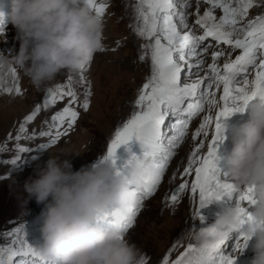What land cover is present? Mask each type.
<instances>
[{"label": "snow or ice", "instance_id": "snow-or-ice-1", "mask_svg": "<svg viewBox=\"0 0 264 264\" xmlns=\"http://www.w3.org/2000/svg\"><path fill=\"white\" fill-rule=\"evenodd\" d=\"M84 2L96 16L104 14L105 4L97 0ZM260 2L264 3V0ZM202 3L209 7L189 27L187 10L192 6L191 0H137L135 10L137 20L141 23L135 31L140 38L150 41L146 47L150 49L151 74L138 92L130 118L116 129L105 154V158L112 162L114 174L129 184L137 203L135 206H126L123 211L109 207L103 213L101 223L121 234L132 228L140 203L150 197L161 182L173 149L186 133L188 121L204 112L207 105L209 114L203 117L193 135L194 140L196 137L203 139L198 141V146L188 157L187 166L181 174L183 182L173 191L170 203L175 205L180 194L190 190L193 199L198 200L193 219L198 218L203 222L200 209L213 200L219 201L223 197L231 199L234 192L238 193L235 202L240 206L239 227L235 232L236 241L230 255L222 253L225 241H219L215 244H189L179 256L171 260V253L177 246L173 245L158 264H235L236 257L248 246L246 229L255 224L250 212L256 203L253 189H237L232 183L219 182L215 173L217 147L224 140L223 121L234 113L246 112L254 102L264 104V15L245 20L256 0H196L197 12ZM216 11L222 14L217 17ZM174 18H178V23L174 22ZM196 25L203 30L202 34H196ZM0 32L4 33L2 18ZM208 38L220 47L212 48V63L207 65L205 76L183 82L184 68H187V75L191 76L193 68L199 71L205 65L206 60L201 53L208 51L204 45ZM224 45L228 47L224 48ZM221 57H224L222 64L218 63ZM140 59L143 61L145 56L141 54ZM9 73L13 78L16 77L15 69ZM80 78L83 80V73ZM71 80L69 76L67 84L55 90L50 89L45 95V106L54 105L65 97L68 100L63 110L51 117L49 128L39 131L40 137L50 138L49 143L40 146L41 150L55 145L68 134L65 128L72 129L77 121L78 113L73 105L80 102L71 87ZM202 85L205 87L202 88ZM5 90L12 92L11 88ZM217 90L222 92L218 97ZM15 94H21L18 86ZM89 95L86 91L80 105L84 111L89 108ZM40 110L37 107L25 117L19 133L26 131L25 125L32 122ZM169 117L175 118V125L165 131L163 125ZM19 133L16 140L21 139ZM35 135L33 132L32 137ZM205 142L207 151L201 155ZM133 143L138 145L139 154L132 152L130 146ZM122 146L128 158L118 165L117 150ZM18 151L24 153L29 150L21 147ZM21 159L17 156L9 163L18 167ZM133 162L140 167L135 183L131 182L129 174V166ZM189 177L192 179L189 180ZM201 231L205 235H212L206 228ZM9 235L15 238L11 246L0 247V264H45L38 256L36 247L27 241L24 224ZM144 264H147L145 259Z\"/></svg>", "mask_w": 264, "mask_h": 264}, {"label": "rangeland", "instance_id": "rangeland-1", "mask_svg": "<svg viewBox=\"0 0 264 264\" xmlns=\"http://www.w3.org/2000/svg\"><path fill=\"white\" fill-rule=\"evenodd\" d=\"M97 2L106 5L105 12L100 17L104 25V50L98 52L84 69L75 73L61 72L46 86L49 90H55L58 86L67 84L69 76L72 77L71 87L77 93L80 103L73 105L78 118L72 129L65 128L68 132L66 136L61 137L55 145L41 150L40 146L49 143L50 138L40 137L39 131L49 128L51 116L63 110L67 104V97L58 100L54 105L45 106L43 98L45 90H35L27 77L20 72H16V77L12 80L9 74V78L2 79L3 83L0 84V177H2L0 178V247L11 246L15 237L10 236L9 233L23 224L28 242L35 239L36 233L40 234V214L44 206L38 205L34 199L26 204L24 183L38 178L37 171L44 167L50 155L59 156L60 161L68 160L73 172L90 166L99 156L105 155L116 129L130 118L138 92L151 74L150 49L146 47L150 41L136 34L135 29L141 22L137 20V15L131 14L137 0H97ZM191 3L192 6L188 11L195 7L193 6L195 1L191 0ZM206 8V4L202 3L199 11L204 12ZM133 11L135 12V9ZM215 14L219 17L220 11H216ZM258 15H264V3L260 0H256L246 18ZM192 18L190 11L187 16L189 27L192 25L191 22L195 24V19ZM174 22L178 23V18H174ZM3 25L5 35L9 36L5 42L0 41V55L11 58L18 53L19 41L16 39L15 29L6 27V23ZM197 26L196 29L200 30ZM181 30L187 31V29ZM141 54L145 56L143 61L140 59ZM201 55L206 63L199 71L193 68V75H187L188 78L191 77L188 82L201 77L199 76L201 71H207V65L212 63L211 53L203 52ZM223 61L224 58H220L218 63ZM82 73L83 80L80 78ZM182 79L185 82V77ZM17 86L21 90L20 95L15 94ZM204 87L202 85V88ZM8 88H11L12 92L5 90ZM86 91L90 93L89 108L84 111L80 105ZM219 95L220 92L217 91V96ZM37 107L41 109L40 112L32 122L25 125L26 131L19 133L25 117L32 114ZM208 114L205 105L204 112L188 121L186 133L179 145L173 149V155L167 163L161 182L155 192L140 203L132 228L124 233L129 242L142 251L147 264H158L168 249L177 245L170 256V259L174 260L189 244L195 245L193 241L185 239L186 230H201L209 227L219 214L236 201L238 193L235 192L231 199L223 197L219 201L213 200L200 209L203 222L198 218L193 219L198 200L193 199L190 190L181 193L175 205L170 203L169 198L173 191L183 182L181 174L187 166L188 157L198 146V141L203 139L196 137L194 140L193 135L203 117ZM33 132L36 133L35 137H32ZM18 133L21 135L20 140H16ZM206 143L201 149V155L207 151ZM222 146V143H219L217 151ZM21 147L29 151L20 153L18 149ZM17 156L22 158L18 161L20 164L18 167L9 163ZM117 157L120 159L118 150ZM217 179L222 183H231L227 175L226 178L220 176ZM234 244L235 239L231 235L222 246V252L230 255ZM248 247L249 244L239 256L247 254L252 257L253 253Z\"/></svg>", "mask_w": 264, "mask_h": 264}, {"label": "clouds", "instance_id": "clouds-1", "mask_svg": "<svg viewBox=\"0 0 264 264\" xmlns=\"http://www.w3.org/2000/svg\"><path fill=\"white\" fill-rule=\"evenodd\" d=\"M0 18L12 25L19 41L14 57L0 55V75L15 69L37 91L46 90L61 72L84 69L104 48L103 21L84 0H9L8 11L0 10ZM246 113V121L239 125H223L222 136L230 137L231 149L221 159L235 188L253 189L256 203L250 212L255 224L246 229L248 244L252 242L250 264H264V104L254 102ZM139 173L133 162L132 183ZM36 175L24 183L23 191L26 204L34 199L44 206L41 243L35 247L45 264H144V254L135 244L101 223L109 207L123 211L137 203L105 155L75 172L68 160L50 155ZM239 207L235 202L217 216L206 228L212 235L189 229L185 239L195 244L227 241L239 227Z\"/></svg>", "mask_w": 264, "mask_h": 264}, {"label": "bare ground", "instance_id": "bare-ground-1", "mask_svg": "<svg viewBox=\"0 0 264 264\" xmlns=\"http://www.w3.org/2000/svg\"><path fill=\"white\" fill-rule=\"evenodd\" d=\"M195 1V3H194V5L193 6H195V7H193L192 9H189V11H188V13H190V11L192 12V19H197L198 18V16H201V15H203V11L202 10H200L199 12H195V9H196V0H194ZM8 4H9V2H8ZM207 7H209V5H206ZM135 9V6L132 8V11H131V14L133 15V16H136L137 15V13H136V10H135V12L133 11ZM218 14V13H217ZM191 26L190 27H192L193 25H194V23H192L191 22ZM7 26L6 27H8V28H11V29H14L13 27H12V25L11 24H6ZM195 31H196V34H199V30L198 29H196V27H195ZM6 33H2V34H0V41H2V42H5L6 40H8V36L9 35H5ZM4 35V36H3ZM10 42V41H9ZM1 43V42H0ZM5 44V43H4ZM8 44V43H7ZM10 49V48H9ZM4 50V49H3ZM3 52V51H2ZM207 53H209L208 51H206ZM5 53V52H4ZM203 55V54H202ZM204 56V55H203ZM221 63H223V62H221ZM187 71V69L186 68H184L183 70H182V78H184L185 77V82H188L190 79H191V77H189L188 78V76H187V74H183V73H187L186 72ZM205 73H206V71H201V73L199 74V76H203V75H205ZM10 73H7L6 75H0V78L1 79H6V78H9L8 77V75H9ZM185 75V76H184ZM193 75V74H192ZM191 75V76H192ZM10 76V78H11V80H12V76L11 75H9ZM198 77V76H197ZM14 79V78H13ZM182 81H183V79H182ZM217 91H219L220 92V94H222V92L220 91V90H217ZM218 97V96H217ZM222 149V150H221ZM220 150H218L219 152H218V155H220V158L219 159H221V157L226 153V152H228V151H230V149H231V146H229V147H227L226 146V144L221 148ZM226 171H227V168H226ZM220 204V203H219ZM30 236H32L31 234H30ZM27 238V237H26Z\"/></svg>", "mask_w": 264, "mask_h": 264}, {"label": "water", "instance_id": "water-1", "mask_svg": "<svg viewBox=\"0 0 264 264\" xmlns=\"http://www.w3.org/2000/svg\"><path fill=\"white\" fill-rule=\"evenodd\" d=\"M48 92H49V91H48V90H46V92H45V94H44L43 98H45V95H46Z\"/></svg>", "mask_w": 264, "mask_h": 264}]
</instances>
